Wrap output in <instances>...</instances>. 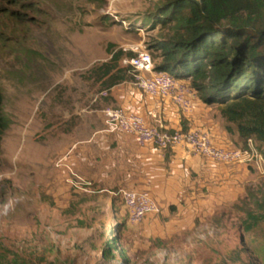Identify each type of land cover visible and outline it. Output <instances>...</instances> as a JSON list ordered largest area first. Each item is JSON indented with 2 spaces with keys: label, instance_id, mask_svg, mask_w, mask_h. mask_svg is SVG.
<instances>
[{
  "label": "rangeland",
  "instance_id": "obj_1",
  "mask_svg": "<svg viewBox=\"0 0 264 264\" xmlns=\"http://www.w3.org/2000/svg\"><path fill=\"white\" fill-rule=\"evenodd\" d=\"M168 1L0 0L1 111L8 118L0 140V264H264V208L256 206L264 171L251 169L233 201L184 219L170 206L153 227L127 217L107 223L101 212L93 221L72 204L76 198L69 212L41 192L40 181L36 190L31 184L43 163L62 166L59 127L70 131L111 105L108 95L99 97L109 76L99 78L96 68L113 54L119 57L110 74L125 77L116 88L143 93L121 60L142 48L160 64L151 44L170 26L153 15ZM74 214L82 221L73 224Z\"/></svg>",
  "mask_w": 264,
  "mask_h": 264
},
{
  "label": "crops",
  "instance_id": "obj_2",
  "mask_svg": "<svg viewBox=\"0 0 264 264\" xmlns=\"http://www.w3.org/2000/svg\"><path fill=\"white\" fill-rule=\"evenodd\" d=\"M177 79L190 87L188 79ZM107 90L110 106L136 113L151 125L167 129L199 128L208 132L218 146L240 145L235 127L230 124L231 129L227 130L228 123L219 114L217 105L203 102L196 93L191 96L192 108L184 111L168 98L150 97L131 87L112 85ZM96 113L93 121L74 124L70 131L58 128L57 158L71 168L80 180V187L67 182L68 178H77L70 176L64 165L54 168L43 163L47 167L40 180L38 174L30 180L34 190L40 181L41 192L50 193L55 198L53 204L69 212L76 198L72 204L89 219L95 217L94 212L107 214L108 219L104 220L107 223L111 217L112 220L126 217L118 191L127 188L147 192L161 205L162 216H168L172 206L184 219L199 208L210 210L236 199L250 181L251 169H256L243 164H218L192 154L183 145L162 152L151 145L140 146L131 134L106 131L102 110ZM31 125H37V121L32 119ZM63 192L61 197L66 198L59 200L57 195ZM73 216L78 218L73 224L83 219ZM159 219V215H150L142 223L160 226ZM51 220L55 222L54 213Z\"/></svg>",
  "mask_w": 264,
  "mask_h": 264
},
{
  "label": "trees",
  "instance_id": "obj_3",
  "mask_svg": "<svg viewBox=\"0 0 264 264\" xmlns=\"http://www.w3.org/2000/svg\"><path fill=\"white\" fill-rule=\"evenodd\" d=\"M154 16L170 26L151 44L161 59L154 69L188 79L203 102L217 105L227 130L235 127L240 145L251 138L263 149L264 0H169ZM118 57L96 68L99 78L109 76L107 88L125 78L110 74ZM1 105L0 92V140L8 126ZM261 193L257 208H264ZM247 218L256 220L251 212ZM11 261L18 262L16 254Z\"/></svg>",
  "mask_w": 264,
  "mask_h": 264
},
{
  "label": "built area",
  "instance_id": "obj_4",
  "mask_svg": "<svg viewBox=\"0 0 264 264\" xmlns=\"http://www.w3.org/2000/svg\"><path fill=\"white\" fill-rule=\"evenodd\" d=\"M121 61L131 68L134 85L144 94L150 97L168 98L184 111L192 108L191 96L195 92L169 71L155 70L151 55L147 50L136 48L133 55ZM107 95V89L99 92L101 98ZM102 114L106 131L131 134L140 146L151 145L162 152L167 148L183 145L192 154L218 164H243L264 171V150L259 148L251 138H248L242 145L224 147L216 145L210 134L199 128L183 130L151 125L140 115L117 106L105 107L102 109ZM59 162L68 169L70 176L77 178H68L67 182L74 187H80V180L71 168L62 163V158ZM118 194L125 207L126 217L131 223H140L146 217L161 212V205L147 192L122 188Z\"/></svg>",
  "mask_w": 264,
  "mask_h": 264
}]
</instances>
